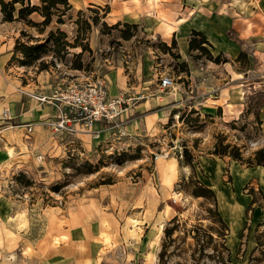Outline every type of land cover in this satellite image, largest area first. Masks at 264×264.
Returning a JSON list of instances; mask_svg holds the SVG:
<instances>
[{
    "label": "rangeland",
    "instance_id": "rangeland-1",
    "mask_svg": "<svg viewBox=\"0 0 264 264\" xmlns=\"http://www.w3.org/2000/svg\"><path fill=\"white\" fill-rule=\"evenodd\" d=\"M118 1L67 0L24 19L18 3L11 22L0 5V120L12 121L11 147H31L21 145L36 140L29 127L44 131L26 166L0 169V264H264V226L252 231L260 247L249 250L246 225L232 252L214 198L193 193L201 156L238 149L248 166L264 149V69L249 59L248 73L246 59L235 65L209 44L191 50L192 35L164 38L153 18L116 21ZM166 75L174 85L163 92ZM97 81L134 98L127 136L57 130V109L38 98Z\"/></svg>",
    "mask_w": 264,
    "mask_h": 264
},
{
    "label": "crops",
    "instance_id": "crops-1",
    "mask_svg": "<svg viewBox=\"0 0 264 264\" xmlns=\"http://www.w3.org/2000/svg\"><path fill=\"white\" fill-rule=\"evenodd\" d=\"M88 1L95 3L101 0ZM114 10L119 12L114 14L117 16L116 21H133L138 24L144 18L155 19V30L164 38L176 36L184 41L193 31H199L204 34L212 51L226 56L227 61L237 65L244 58L247 65L245 71L250 72V59L252 67L255 62H259L260 70L264 69V0H119L117 9L113 8L111 15ZM237 74L239 76L234 79L241 81L245 77V73ZM38 81L43 85L50 82V79L41 74ZM260 121L264 123V111ZM11 124L12 121L0 120V169L9 165L16 169L26 166V161L31 156L28 153L36 151L37 145L43 143L44 139V131L36 126L34 130L32 127L33 135H37L35 142L23 141L21 137V145L31 146L28 150L11 147L14 128ZM98 127L100 125L95 129ZM27 129L26 125V131ZM19 131L22 133L24 129ZM6 135H10V138ZM10 148H13L15 155L9 153ZM199 164L204 173V184L215 192L218 211L229 229L231 251H237L240 246L246 225L251 231L248 239L251 251L256 246L252 231L258 224L264 223V208L255 206L251 218L247 220L246 211L253 199L248 190L253 189L263 197L264 202V167H247L226 157L211 159L206 156H201Z\"/></svg>",
    "mask_w": 264,
    "mask_h": 264
},
{
    "label": "built area",
    "instance_id": "built-area-1",
    "mask_svg": "<svg viewBox=\"0 0 264 264\" xmlns=\"http://www.w3.org/2000/svg\"><path fill=\"white\" fill-rule=\"evenodd\" d=\"M173 85L174 81L168 75L160 80V90L163 92ZM38 99L57 109L54 124L61 132L72 134L84 129L97 138L102 130L107 129L116 130L122 137L127 136L125 120L121 117L134 98L125 92L111 96L101 81L73 83ZM97 125L100 127L95 129ZM28 130L31 131L32 128L29 127Z\"/></svg>",
    "mask_w": 264,
    "mask_h": 264
},
{
    "label": "trees",
    "instance_id": "trees-1",
    "mask_svg": "<svg viewBox=\"0 0 264 264\" xmlns=\"http://www.w3.org/2000/svg\"><path fill=\"white\" fill-rule=\"evenodd\" d=\"M39 1L41 2V5H31V0H11L8 2L5 0H0L1 11L4 14V20L10 21V22L15 20V17H14V13L16 11L15 5L18 3L21 4V7L17 10L19 14L18 18H22V19H24L25 17H27L28 15L32 14L35 11H40L43 14H45V16H49L50 15L49 11L52 8L56 7L57 4L65 3V2L67 3V0H39ZM191 35L193 36V38L190 40L189 48L191 50H200V51L206 50L204 44H208V42L206 41L204 34L199 31H193ZM195 36L200 37V40H196V38H194ZM40 48L41 47L26 49L25 53L28 54L30 53V51L39 50ZM208 116H210V114H208ZM212 154L220 158L229 157L230 159L239 161L241 164H243L238 149H236V151L234 150V152L227 153L225 147H222V148L216 147ZM184 156H185V160H184L185 165L194 169V156L186 149L184 150ZM254 161H255L254 164H250L247 167H252V166H263L264 167V149H260L255 153ZM201 183H198L200 188L199 190H196L195 192H193L194 195L197 197H205L207 195L212 196L214 198L215 206L217 207V199H216L215 192L211 188L207 187L203 182ZM248 193H250L253 196V199L247 208L246 216L248 215L249 211H252V214H253L255 206H260L261 208H264L263 197H262V201L259 203V201L256 198V193L254 192L253 189H249ZM218 216H219L220 222L223 225L227 226L219 213H218ZM261 226H264V223L258 224L256 228H259ZM167 233L171 234L172 230H167ZM255 238H256V248L255 249H257L258 247L261 246V242L258 236H255Z\"/></svg>",
    "mask_w": 264,
    "mask_h": 264
},
{
    "label": "bare ground",
    "instance_id": "bare-ground-1",
    "mask_svg": "<svg viewBox=\"0 0 264 264\" xmlns=\"http://www.w3.org/2000/svg\"><path fill=\"white\" fill-rule=\"evenodd\" d=\"M229 239H231V238H229Z\"/></svg>",
    "mask_w": 264,
    "mask_h": 264
}]
</instances>
